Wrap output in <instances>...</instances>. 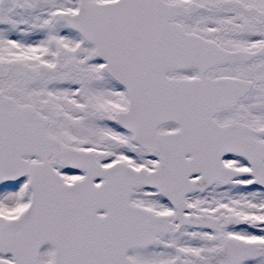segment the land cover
<instances>
[{"label":"snow or ice","instance_id":"obj_1","mask_svg":"<svg viewBox=\"0 0 264 264\" xmlns=\"http://www.w3.org/2000/svg\"><path fill=\"white\" fill-rule=\"evenodd\" d=\"M0 264H264V0H0Z\"/></svg>","mask_w":264,"mask_h":264}]
</instances>
